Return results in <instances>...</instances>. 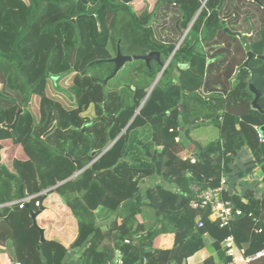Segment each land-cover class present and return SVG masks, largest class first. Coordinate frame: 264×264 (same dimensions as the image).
I'll use <instances>...</instances> for the list:
<instances>
[{
	"label": "trees",
	"instance_id": "obj_1",
	"mask_svg": "<svg viewBox=\"0 0 264 264\" xmlns=\"http://www.w3.org/2000/svg\"><path fill=\"white\" fill-rule=\"evenodd\" d=\"M170 15L174 36L165 37L159 22ZM117 49L157 52L159 61L133 59L104 84ZM19 108L15 131L0 128V246L8 241L15 262L63 264L74 251L76 264H110L119 251L121 264H188L208 236L218 261L209 254L200 264H227L220 243L229 234L247 254L264 250V142L254 129L264 125V0L138 9L124 0H0V124ZM222 175L223 198L245 213L230 228L189 206L191 185L217 187ZM25 195L29 208H20ZM63 206L75 237L40 241L30 210Z\"/></svg>",
	"mask_w": 264,
	"mask_h": 264
},
{
	"label": "built area",
	"instance_id": "obj_2",
	"mask_svg": "<svg viewBox=\"0 0 264 264\" xmlns=\"http://www.w3.org/2000/svg\"><path fill=\"white\" fill-rule=\"evenodd\" d=\"M263 126H254L259 141L264 142V129ZM191 161H194L193 156ZM227 183V177L222 175L220 183L217 187L201 188L198 185H191V200L189 206L194 210H203L207 212L208 219L216 222L219 227L230 228L231 223L238 217L243 216L245 213L236 208L230 200L223 198V188ZM31 196L25 195L20 199L19 207H24L30 201ZM40 202L36 201L35 206H39ZM197 223L202 225L201 217H197ZM260 231V230H258ZM221 249L225 256L228 258L227 264H253L257 259L264 256V250L247 254L243 247H240L232 234L227 235L220 243ZM144 260V259H143ZM121 253L116 251L115 257L110 264H121ZM14 264H21L14 262Z\"/></svg>",
	"mask_w": 264,
	"mask_h": 264
},
{
	"label": "crops",
	"instance_id": "obj_3",
	"mask_svg": "<svg viewBox=\"0 0 264 264\" xmlns=\"http://www.w3.org/2000/svg\"><path fill=\"white\" fill-rule=\"evenodd\" d=\"M17 152H21V147L17 149ZM53 187L54 186H50L47 189ZM10 204L11 202L5 205L8 206ZM67 215H68V209L65 206L61 207L59 212H54L51 209L42 210L39 213L38 217L36 218L37 219L36 222L37 225L43 229L44 237L48 239L60 240L61 242L64 243H69L75 237L77 229H76V222L73 219H69ZM208 240L209 242H211V239L209 237ZM209 254L212 255L216 261H218V257L215 251L210 252L207 255ZM77 255L78 252H74V251L70 252L69 256L66 258L63 264H76ZM11 260L15 262V260L12 258L8 250V241H7L4 246H0V264H11Z\"/></svg>",
	"mask_w": 264,
	"mask_h": 264
},
{
	"label": "water",
	"instance_id": "obj_4",
	"mask_svg": "<svg viewBox=\"0 0 264 264\" xmlns=\"http://www.w3.org/2000/svg\"><path fill=\"white\" fill-rule=\"evenodd\" d=\"M129 1H130V0H124L125 3H129ZM226 31L229 32L228 29H226ZM230 33H231V32H230ZM232 34L237 35V36L240 37L241 41L244 43L245 48H246V53H247V56H248L247 59H249V58L251 57L252 54H251V52H250V50H249L248 43H247V41H246V35H245V34H241L240 32H236V33H232ZM182 39H183V38H182ZM182 39H181V41H182ZM181 41H180V42H181ZM180 42H179V43H180ZM179 43L176 45V48L178 47ZM133 59H142V60L145 61V63H146L147 65H149V62H150L151 60H153V59L159 61V57H158V53H157V52H149L148 54H145V55H135V54H134V55H124V54H122V53L119 51V49H117L116 56H115L114 58L111 59V62L114 63V70L112 71L111 74H109L108 76H106V77L104 78L103 83L106 84L107 81H108L109 79L113 78V77L115 76V74L117 73V71H118L120 68H122V66H123L126 62H129V61H131V60H133ZM246 63H247V61L244 62V65H246ZM167 64H168V61H167L166 63L162 64V69H161L160 73L158 74L157 78L155 79L154 83H153L152 86L150 87V89H149V91H148V94L150 93V91H151L152 88L154 87L156 81H157L158 78L160 77L161 73L163 72V70L165 69V67L167 66ZM249 88H250V91L254 94V98H253V100H252V106H253L254 108H258L257 101H258V98H259V96H260V92H259V91H258V90H257L252 84L249 86ZM106 91H107V88L104 87V92H106ZM148 94H147V95H148ZM146 97H147V96H146ZM21 112H22V109L19 108V109L16 111V113H15V117H14L13 122H12L11 124L1 123V124H0V128H6V129H10V130H12V131H15V127H16V124H17V121H18V117H19V115H20ZM53 127H54V126H53ZM53 127H52L51 129H49V130L45 133V135H46L47 133H49V132L53 129ZM263 129H264V127L262 128V130H263ZM105 150H106V149H105ZM105 150H104V151H105ZM104 151H103V152H104ZM26 207L29 208L28 204L26 205ZM40 211H41V209H39L38 211H32V210H30V216H31V219H32V226L35 227V228L39 231V234H40V241H43V240H44V231H43V229H42L41 227H39V226L37 225V222H36V216H37V214H38ZM11 264H14V262H13L12 260H11Z\"/></svg>",
	"mask_w": 264,
	"mask_h": 264
},
{
	"label": "rangeland",
	"instance_id": "obj_5",
	"mask_svg": "<svg viewBox=\"0 0 264 264\" xmlns=\"http://www.w3.org/2000/svg\"><path fill=\"white\" fill-rule=\"evenodd\" d=\"M155 1H156V0H133V1L131 2V0H130L129 3L133 6L134 9H138V8H139L141 5H143V4H147L149 7H151L152 4H153ZM175 18H176L175 15H170V16H168L165 20H164V18H161V19H160L159 24H160L161 22H163V23L166 22V23H167V26H168L167 30H166L165 32H163L162 36H165V37H167V36H172V37H173V36H174V31H172L170 27H171V25L174 23ZM155 27H158V28H159V26H156V25H155ZM187 31H188V29H185V31H183V33L185 34ZM184 34L181 36V38H179L178 43H179V42L181 41V39L184 37ZM247 34H249V33H247ZM175 38H176V37H175ZM30 106H32V104H31ZM86 113H87L89 116H92V115H93L92 108H90ZM14 117H15V116H14ZM261 177H262V174H261V172L259 171V168H257V169H255V170L253 171V174H252L251 176H249V181L252 183V182H254V181L256 180V178L261 179ZM150 183H151V185L154 184V183H157V180H156V179H150ZM262 185H263V182L260 180V186H262ZM147 186H148V185H144V187H142V190L144 191L145 188H146ZM144 211L147 213V215H149V216L146 218V221H147L148 223L153 222V218L150 216V215L152 214L153 210L145 207V208H144ZM98 223H103V222L99 220ZM205 239H206V246H205V248H204L203 250L197 252V253H196L195 255H193L191 258H189V262H190V263L188 262V264H200L201 261L203 260V258H204L208 253L214 251L213 248H212L211 245H210V242H209L207 236L205 237Z\"/></svg>",
	"mask_w": 264,
	"mask_h": 264
}]
</instances>
